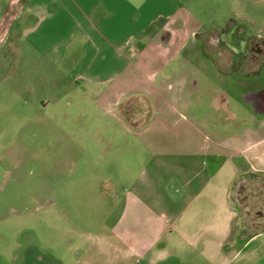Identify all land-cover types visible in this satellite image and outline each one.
<instances>
[{
    "label": "rangeland",
    "instance_id": "obj_1",
    "mask_svg": "<svg viewBox=\"0 0 264 264\" xmlns=\"http://www.w3.org/2000/svg\"><path fill=\"white\" fill-rule=\"evenodd\" d=\"M5 1L0 0V15ZM179 1L201 23L196 43L187 45L181 61L184 73L198 82L190 113L200 120L209 117L210 134H242L264 117L259 110L264 58L255 62L248 51L230 64L238 51L231 44L246 36L264 39V0ZM216 36L232 49L215 50ZM8 50L0 44V264H112L111 243L130 245L129 232L151 239L153 246L147 255L118 264H264L263 189L251 180L239 181L235 207L227 212L223 200L230 176H224L216 184L213 220L209 207L199 220L191 217L190 208L169 227L151 213L142 221L129 191L142 160L139 147L129 154L131 171L120 167L115 176L110 156L116 150L122 154V146L104 148L93 124L94 109L78 114L69 108L74 93L57 99L67 80L31 73L26 64H15ZM227 54L229 62L223 65ZM217 62L224 71L241 68V77L220 71ZM227 95L236 117L229 115ZM143 104L134 99L133 106ZM258 136H264V126ZM104 170L108 173L101 174Z\"/></svg>",
    "mask_w": 264,
    "mask_h": 264
},
{
    "label": "crops",
    "instance_id": "obj_2",
    "mask_svg": "<svg viewBox=\"0 0 264 264\" xmlns=\"http://www.w3.org/2000/svg\"><path fill=\"white\" fill-rule=\"evenodd\" d=\"M200 27L179 0H6L0 15V44L9 48L15 64L67 80L57 99L74 93L76 101L68 107L78 114L94 109L93 124L104 148L122 146V154L116 150L110 156L115 176L120 167L131 171L129 154L139 147L142 160L129 188L135 200L131 206L136 216L142 213V221L152 214L167 227L190 208L196 220L213 208V220L216 184L224 176H230L223 200L227 212L235 207L233 192L239 181L251 180L264 190V136H258L264 117L244 135L220 137L208 132L209 117L200 120L190 113L196 108L192 92L198 82L184 73L181 61L187 45L196 43ZM190 57L187 53L188 61ZM216 65L241 77L240 71ZM251 93L255 98L259 92ZM132 98L151 110L138 126L124 116L123 106ZM229 101L227 95L229 115L236 117ZM261 101L259 110L264 112V95ZM143 115L147 109L138 118ZM129 238L127 246L111 243L112 264L145 256L153 246L136 232H129Z\"/></svg>",
    "mask_w": 264,
    "mask_h": 264
},
{
    "label": "flooded vegetation",
    "instance_id": "obj_3",
    "mask_svg": "<svg viewBox=\"0 0 264 264\" xmlns=\"http://www.w3.org/2000/svg\"><path fill=\"white\" fill-rule=\"evenodd\" d=\"M232 39H233V37H232ZM212 41H213L212 43H215L213 45V48L215 47V50L217 48L223 47L225 50L227 49V50L230 51L232 49L231 47H235L234 45H236V47H238V51H235V57H233V59L231 60L230 64L231 63L236 64L238 62V59L239 58H243L242 55H246L248 51L252 53L251 54V58L255 62L258 61V60H260V59H262V58H264V39L261 38V37H257V36H246L245 37V40L243 42H241V41H238V43H236V42L233 43L232 42L231 47H228L227 45L223 44V43H225L224 40H220L219 38H217V36H216V39L213 38ZM215 53H216V51H215ZM216 56H217V58L220 59V57H219L220 55L216 54ZM228 56L230 57V55L227 54L226 56H223V58L221 59L222 61L224 60L223 65L224 64L226 65L229 62L228 61L229 60L228 59L229 58ZM228 71L237 72V71H242V69L241 68H238V69H230ZM248 72L249 71H247V73ZM238 186L240 188V185H238ZM238 200H239V202H241V200L239 198H238ZM243 222L244 223H247V221H245V220ZM257 222H262V221H257ZM247 224H245V226L242 228V231H243V229H246L247 228L246 227ZM251 229H253L252 226H251ZM252 235H254V234L251 233L250 236H252Z\"/></svg>",
    "mask_w": 264,
    "mask_h": 264
},
{
    "label": "trees",
    "instance_id": "obj_4",
    "mask_svg": "<svg viewBox=\"0 0 264 264\" xmlns=\"http://www.w3.org/2000/svg\"><path fill=\"white\" fill-rule=\"evenodd\" d=\"M134 99H129L123 106V111H124V116L126 118V120L132 125V126H138L141 123H144L148 120L149 118V114L151 112V110H149L148 108H144L142 105H140L139 107L133 106L134 103ZM139 99V98H138ZM140 109V111H139ZM144 109H147V115H143L140 116L138 118V116L144 111ZM149 111V114H148ZM139 121H142L141 123H139Z\"/></svg>",
    "mask_w": 264,
    "mask_h": 264
}]
</instances>
